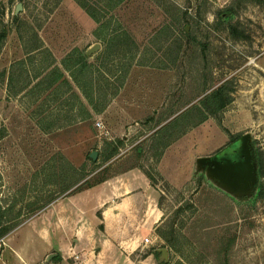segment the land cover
Returning <instances> with one entry per match:
<instances>
[{
	"label": "rangeland",
	"instance_id": "1",
	"mask_svg": "<svg viewBox=\"0 0 264 264\" xmlns=\"http://www.w3.org/2000/svg\"><path fill=\"white\" fill-rule=\"evenodd\" d=\"M3 31L0 203L10 209L7 220L22 223L0 240V264H163L161 248L170 264H213L224 235L235 238L231 264H264V198L243 202L203 172L195 175L197 157L217 152L231 135L249 133L264 157V0H0ZM96 44L75 82L64 64ZM56 68L71 88L48 86ZM220 87L224 98L214 101ZM139 98L145 108L128 107ZM133 167L163 212L145 236L149 243L144 237L124 251L116 238L104 245L102 237H83L86 244L75 247L74 236L52 235L50 245L40 237L68 225L57 205L68 193L41 210L66 181L111 179ZM187 170L186 185L169 180ZM52 254L60 259L48 260Z\"/></svg>",
	"mask_w": 264,
	"mask_h": 264
},
{
	"label": "crops",
	"instance_id": "2",
	"mask_svg": "<svg viewBox=\"0 0 264 264\" xmlns=\"http://www.w3.org/2000/svg\"><path fill=\"white\" fill-rule=\"evenodd\" d=\"M141 100L140 98L135 100L136 104L129 103L128 107L134 108L133 105H136V108H145L138 106ZM186 136L187 134L171 142L163 151L161 160ZM199 158L197 157V160ZM186 163L188 164V161ZM189 164H192L191 160ZM182 173L185 174L182 180H178L179 175L178 178L174 176L169 180L177 181V184H182L181 186L186 185L191 177L188 170ZM153 190L152 184L140 169L133 167L122 171L116 177L107 179L92 189L60 201L57 204L58 218L60 222L68 224L67 227L62 228L58 224L56 234L43 229L39 232L40 237L49 241L50 245L52 240L50 242L48 238L52 235L61 238L74 236L75 247L86 244L83 237L91 238L95 243L98 237V240L102 237L104 245H109L113 238H116L120 241L118 247L124 251H134L141 245L140 241L143 242L142 238L156 230L163 219V212L155 205ZM53 209L50 208L48 213H52ZM101 226L103 229L99 230ZM122 238L129 239L121 241Z\"/></svg>",
	"mask_w": 264,
	"mask_h": 264
},
{
	"label": "trees",
	"instance_id": "3",
	"mask_svg": "<svg viewBox=\"0 0 264 264\" xmlns=\"http://www.w3.org/2000/svg\"><path fill=\"white\" fill-rule=\"evenodd\" d=\"M110 1H115V0H110ZM116 1L117 3H121L124 0H116ZM83 8L94 20L96 21L99 20L96 11L94 9L87 7L85 4L83 5ZM230 29H231L230 30L231 34L234 35L236 29L233 27ZM183 33L186 36H189V34L186 33L185 29L183 30ZM6 36H7L6 31L0 33V50H1V42L3 39L6 38ZM64 65L65 68H67V70H69L70 72L73 70V72H71L72 73L71 76L73 77L75 82L78 81L79 77H81L84 73H86V71L90 68L86 54L80 51L77 53V56L74 57L73 63L70 66L69 63ZM73 68L74 69L76 68V70H78V76L74 75ZM46 79L49 87H52L55 84L61 82L64 85L69 86L71 88L70 80L59 68L52 70L48 74ZM223 95H224V87H220L212 93L211 98H213L214 101H218L219 99L224 98ZM102 110L103 109H101V111ZM118 150L119 147L117 146L110 154L107 155L106 161H109L111 158H113L118 153ZM255 158L257 165V179H258V183L256 186L257 194L255 195L256 197L255 200H258L264 198V188L262 185V177L264 175V157L258 149L255 150ZM89 160L91 163L96 164L99 159L92 160L91 158H89ZM80 176L79 178L75 179L73 182L66 181V184L62 186L60 192H58V196H56L54 199L52 198L46 201L45 204L42 206L41 210L50 207V205L54 201L58 200L61 197L60 195H64L66 193H68L66 195L68 197L72 195H77L86 190L92 189L97 185L103 183L105 180H107L105 177H101L95 180L94 182H91L92 177H88L87 175H82L81 177ZM9 211H10L9 208L3 206L2 203H0V240H4L6 237H8L22 223L21 220H17L18 218L15 221L13 220L14 222L7 220L6 218ZM100 228L103 229L102 226ZM234 242H235L234 236L232 237V236L224 235L223 237H221L220 241L217 242L216 244L218 245V249L215 251L213 264H231V254H232V249L234 247ZM54 259L58 261L60 257L58 256ZM163 264H170V263L168 262Z\"/></svg>",
	"mask_w": 264,
	"mask_h": 264
},
{
	"label": "flooded vegetation",
	"instance_id": "4",
	"mask_svg": "<svg viewBox=\"0 0 264 264\" xmlns=\"http://www.w3.org/2000/svg\"><path fill=\"white\" fill-rule=\"evenodd\" d=\"M228 142L217 150V152L204 157L202 165L196 164L195 175L203 172L202 175L209 177L220 187L230 192L236 199L243 202H252L257 194L256 186L257 165L255 158V146L251 135H231ZM229 147H235L232 156L215 157L217 153ZM256 177V181L254 180Z\"/></svg>",
	"mask_w": 264,
	"mask_h": 264
},
{
	"label": "water",
	"instance_id": "5",
	"mask_svg": "<svg viewBox=\"0 0 264 264\" xmlns=\"http://www.w3.org/2000/svg\"><path fill=\"white\" fill-rule=\"evenodd\" d=\"M22 9V6L21 4L18 6L17 10H16V14H18ZM100 48V45L99 44H96L94 45L92 48H90L87 52H86V56L89 57L91 56L92 54H94L95 52H97ZM90 157L92 158V160H97V152H93ZM204 158H199L197 160V163L199 165H202V163L204 162ZM256 181V177L254 179ZM157 254L160 255V258H159V262H164V263H168L169 262V251L168 249L166 248H161V249H158L157 251ZM57 257V254H52L50 256H48V260H52L53 258Z\"/></svg>",
	"mask_w": 264,
	"mask_h": 264
},
{
	"label": "built area",
	"instance_id": "6",
	"mask_svg": "<svg viewBox=\"0 0 264 264\" xmlns=\"http://www.w3.org/2000/svg\"><path fill=\"white\" fill-rule=\"evenodd\" d=\"M97 126H98L99 128H101V127H102V125H100L99 123L97 124ZM145 242H146V243H149V242H150V240H149L148 238H146V239H145Z\"/></svg>",
	"mask_w": 264,
	"mask_h": 264
}]
</instances>
